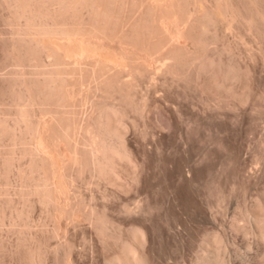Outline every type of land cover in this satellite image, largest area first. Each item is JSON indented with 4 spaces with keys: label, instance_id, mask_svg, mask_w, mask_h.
<instances>
[{
    "label": "rangeland",
    "instance_id": "rangeland-1",
    "mask_svg": "<svg viewBox=\"0 0 264 264\" xmlns=\"http://www.w3.org/2000/svg\"><path fill=\"white\" fill-rule=\"evenodd\" d=\"M232 1L234 8L222 11L216 27L202 28L203 11L197 9L163 17L170 38L189 48L196 41L200 48L195 42L192 53L184 50L185 58L167 79L149 72V79L135 80L141 83L136 97L147 101L142 115L127 107L125 116L120 112L118 121H108L113 132L109 137L107 131L106 145L121 147L128 160L117 157L111 169L100 159L105 164L95 168L80 159L86 155L79 150L74 166V151L64 149V157L44 145L62 162V190L68 195L63 193L67 203L55 207L31 191L44 186L33 159L35 145L24 121H15L21 98L28 103V70L30 82L35 76L29 47L15 30L29 20L17 0H0V264H126L118 258L127 243L138 249L139 264H205L217 253L226 264H264V0ZM56 5V0L41 3L33 22L51 28L78 20L90 24L87 11L66 15L53 9ZM151 40V48L144 41L151 49L144 53L150 71L169 60L171 46L163 41L161 49ZM110 44L108 50H115L110 52L121 51ZM45 64L51 67L52 60ZM83 109L86 116L90 108ZM63 206L67 211H60ZM126 207L134 210L127 213ZM138 228L145 234L141 240L134 237ZM213 235L221 236L222 244Z\"/></svg>",
    "mask_w": 264,
    "mask_h": 264
},
{
    "label": "bare ground",
    "instance_id": "bare-ground-1",
    "mask_svg": "<svg viewBox=\"0 0 264 264\" xmlns=\"http://www.w3.org/2000/svg\"><path fill=\"white\" fill-rule=\"evenodd\" d=\"M47 1L48 0H17L22 15L26 16L29 22H27L24 27H16L15 30L17 33H20V40H22V42L26 45L25 47H29L28 49L30 51L28 54L30 56L27 57V59H29L28 64L29 66L34 67L32 68V74H35V76L32 75L34 77H32V80L30 82V69L28 70L30 74L29 76H27L28 74H26L25 71V76L30 78L29 82L26 83L27 85H25L27 93L26 100L28 103L25 105L26 101L23 100L25 98L20 97L22 99L21 102L25 101L24 104L22 103L25 106L23 107L20 102V106L16 108L17 113L14 111L15 115L17 114L16 117H14L15 121H24L27 137L30 138L35 145L36 153L33 155V159H37V162L40 163L42 170L41 172L39 166L37 165L38 163L36 162L35 165L38 167L35 166V168L39 170V174H41L39 175L41 178L38 179H41V184H43L44 186L40 188L35 187L31 191L35 192L42 202H49L52 203L55 207H58L61 203H67L66 196L68 195L66 194V191H63L64 186H62L61 184V177L63 176L61 175V172L63 171L62 165L59 164L62 162H60V159L57 158L58 162H60L58 163L55 158V153L50 150L56 149L61 153L60 155L64 157L66 156L64 154L66 151L63 153V150L66 148H68V150L70 149L71 151H74L71 152L74 154V157L76 156V153H78L77 151L81 150V152L83 151V155H86V157L80 159H86L89 162L91 161L90 164H94L92 167L96 166L98 168V163L103 159L107 164L109 163V167L113 169L115 167L116 158L118 157L119 159H122L125 154L122 153V156V154L118 150L121 147L112 148L106 145V133L107 131L108 133L112 131L110 130L111 128H108L110 126L112 127V124H110V122L108 123V121H118L119 119H117L116 116L121 115L122 112V116H125L127 114V111H125L124 109H126L127 107L138 110L140 114L143 113L145 111L147 101L145 100V98H143L144 96L140 98L141 100L138 98L139 95L138 97H136V93L139 92L136 91V88L139 84L138 81H140L139 79H144V77L149 79V76L145 75H152V73L159 74L160 77L162 76L167 79V76L170 77V74L174 75V72L178 69L177 66L183 58L184 52L189 53V51H191L192 53V47H195L194 44L196 41H191V43L193 42L194 44H191L190 50L188 45L185 44L186 42L184 44H179L177 43L178 41L176 42L173 39V37L170 38L171 36L169 37V34H166L164 31V24H162L163 17H165L169 12H179L178 10H182L181 13L183 12L182 15H180L181 13H178L180 16L186 15L185 13H188L190 15L189 11H191L192 9H197L200 13L203 11V13H201L202 15L198 12L201 19L200 25L202 24V28L204 27V25L208 28L209 25L217 26L222 20V11L225 12V10L233 9L234 4L232 0H56L57 5L53 8L56 11L60 10L63 14L66 15H83V13L87 11L91 21H89V25L87 23L88 26H83V24H80L82 21L80 22V20H78L79 22L73 21L75 24H72V26H70V23L68 25L69 27L51 28L42 26V24L44 23H40L38 25L37 23L33 22V19L38 14L40 4L44 3L45 5ZM136 11L141 12V16L138 15L139 12L138 14H135ZM124 12L128 13V15H124ZM131 12H134V15H132L133 13ZM122 15L125 18L126 16H134L135 19L134 17H131V19H129L130 17H128L125 21V18ZM135 15H137L139 18ZM179 15L178 17H180ZM132 18L134 19V21ZM128 19L132 23H130ZM123 21L124 23L126 22L125 24L128 26H126ZM189 21L187 22V24L189 23ZM194 22H197L199 24L198 21L194 20ZM191 24H188V27L191 26ZM128 27L130 28L128 29ZM197 27L196 29H198ZM199 28H201V26H199ZM190 30L191 28L188 30V32H190ZM206 30L207 29H202L201 34L205 33ZM181 33L182 32L180 31V34ZM146 35L147 37H150L152 39L151 41L153 42L155 40L158 41L160 35L162 39L160 40V42L155 41L156 45H161V42L163 43V41H168L171 43V46H169V48H166L168 49L167 59L169 60L167 61L163 59L165 62L159 61L161 62V64H157L158 66L156 65V70L154 68V70L152 71H150V66L146 63L145 60L144 53L150 51V48L152 46V42H150L151 45L149 44L150 38H146ZM154 35H156V37H154ZM199 36L200 32L198 34V37ZM145 38L149 39L147 40L148 42L144 40ZM201 38L203 37L201 36ZM169 39H171L172 41L174 40L175 42H171V40ZM194 39L196 40L195 37ZM144 41L149 44V50L148 47L145 48L147 46V43H145ZM110 43H117L120 46L121 51H118L119 53H117V51L116 53H114L115 50L110 48L114 51V54L110 52V49L108 50L107 48L108 45H112ZM123 44H127V46L124 47ZM196 44L198 43L196 42ZM128 45L130 47H128ZM184 45L187 46L185 47ZM203 45H205V43ZM185 48H189V51ZM118 49L119 48H117V50ZM152 49H154V47H152ZM158 50L159 49H157V51ZM195 51L193 52L195 53ZM116 54H119V56L116 57ZM185 55L186 54H184V56ZM46 58L52 60V66L50 65L51 67H45ZM149 72L152 73L150 74ZM126 76H128L129 78L127 79ZM154 76L150 77L154 78ZM166 79H164V81ZM140 92L142 93V91ZM16 104L18 105V103H15V105ZM36 105L39 106L38 112L36 111L38 108L34 109L37 107ZM82 107H84V109L85 107L90 108V112H87L88 114L86 116L81 115V112H84L81 111ZM124 111L126 114H124ZM113 114H116L115 117L117 120L114 119L115 117L113 118ZM13 120L14 119H12V121ZM0 121H2V119ZM81 121L85 122L83 123ZM104 121H106V123H104ZM93 123L96 125V128H98L97 131H95V126ZM109 124L110 126H108ZM90 126H93L92 128L94 130ZM110 135L112 136L111 133L108 134L109 137ZM81 136L83 139L88 136V140L85 139V142L82 141L83 139L81 138ZM47 140L49 141L48 144L50 146H48V144H45ZM121 140L122 144L124 145V139L122 138ZM44 145H47L49 149L52 146L53 149L51 148L50 150H48V148L46 149V146ZM91 145L92 147H88ZM68 157H66V159H68ZM125 157L127 156L125 155ZM69 158L71 160L73 159L72 161L74 162L75 158ZM70 159L68 160V164H70ZM78 159L79 158L77 157L75 163H73L74 166H76V164L78 163ZM63 163V165H65V163H67V160L65 162L63 161ZM68 164H66V166H69ZM87 164L89 165V163ZM102 164L104 165L105 163ZM69 168L70 167H68V169ZM64 171L66 172V170ZM64 192V195L66 196L63 195ZM49 203L47 204L49 205ZM61 209H64V206L60 208V211ZM132 210L134 209H131L129 207L125 208V212L127 213L132 212ZM256 222L260 221L256 218ZM260 230H262L261 234H264L263 228H261ZM144 235L145 234L143 233V231L138 228V230L136 229L135 231L134 237L136 238V240H141L142 238H144ZM212 237V240L215 241V243L222 244L223 239L221 238V236L213 235ZM137 250L131 244L127 243L124 248V256L122 258L119 257L118 260L120 262L123 261L126 264H139L142 261H140V258L142 259V257L138 256ZM210 258V262H205V264H226V261L221 257L219 253L215 254L213 257L211 256Z\"/></svg>",
    "mask_w": 264,
    "mask_h": 264
}]
</instances>
